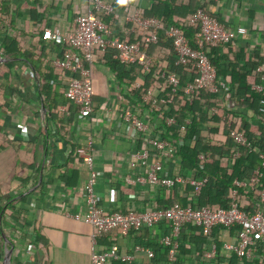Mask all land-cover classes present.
Listing matches in <instances>:
<instances>
[{"label": "crops", "instance_id": "crops-1", "mask_svg": "<svg viewBox=\"0 0 264 264\" xmlns=\"http://www.w3.org/2000/svg\"><path fill=\"white\" fill-rule=\"evenodd\" d=\"M105 2L115 4L117 12L111 16L116 23L111 19L108 22L123 38H129L125 34L130 26L126 16L136 10L145 12L154 3L153 0ZM0 3V196L11 199L13 209L22 212V227L8 216L2 221L0 264H92L94 229L83 219L86 212L84 186L90 172L78 150L87 149L93 154L95 169L101 173L95 190L106 212L154 208L163 197L150 186L125 183L127 177L145 176L147 172V165L139 162L140 165L133 167L130 164L131 154L145 147L140 134H128L123 119L126 107L135 106L128 98L132 88L121 83L108 66L98 61L93 67L96 74L92 120L80 119L78 108L66 97V102L59 105L63 115L53 120L45 105L46 86H49L48 94L63 95L67 80L52 66L51 60L60 58L62 49L56 45L60 41L49 39L48 31L66 34L74 30L76 18L87 11L88 2L3 0ZM174 4L187 8L189 16L206 6L226 28L246 29V33L237 38L234 48L239 52L250 47L264 59V0H174ZM4 43L16 44L19 52L9 51L12 47L4 48ZM231 48H216L225 63L235 62ZM170 57L176 60L166 47L158 48L154 54L155 59ZM29 58L40 63V74L44 79L47 77L46 85L38 81ZM134 67V72L132 67L125 68L132 72L136 87L137 83L145 82L146 76ZM227 78L229 81V73ZM260 78L263 83L262 73ZM71 144L77 148V156L69 164ZM165 165L175 173L179 171L171 163ZM1 220L0 215V223ZM156 230L160 229L153 231ZM150 233L151 230H146L128 238L116 232L106 234L98 239L97 251L118 244L123 252H131L135 243L150 242ZM10 250L13 253L7 263ZM138 261L146 260L140 257ZM247 262L264 264V251Z\"/></svg>", "mask_w": 264, "mask_h": 264}, {"label": "built area", "instance_id": "built-area-1", "mask_svg": "<svg viewBox=\"0 0 264 264\" xmlns=\"http://www.w3.org/2000/svg\"><path fill=\"white\" fill-rule=\"evenodd\" d=\"M3 0H0L2 2ZM217 1V0H214ZM88 9L77 16L74 30L61 34L58 31H48L49 39L70 44L74 50L54 62L67 80L66 99L78 108L79 118L92 120L95 113L94 84L92 70L97 62L96 51H106L109 47L117 50L115 58L125 67L136 66L146 76L154 66V57L150 56L152 44L160 41L163 32L172 44L176 64L189 67L192 75L185 84L186 99L193 102L195 95L201 90L225 96L230 87L225 80L218 77V70L209 58L206 48H218L236 42L237 38L246 33V29L231 30L221 24L210 13L198 9L187 20V26L197 29V48L193 47L186 37L185 31L178 26L164 27L163 23L154 18H147L144 12L136 10L126 16L129 28L126 33L129 38L115 36L113 30L107 26L103 18L115 15L117 8L114 3L105 0H87ZM132 39V40H130ZM262 68L260 72H262ZM158 78L164 79L172 93L183 89L181 77L176 72H170L167 64L157 70ZM264 79V78H263ZM140 88L142 84L135 85ZM254 89L262 93L260 117L264 120V82ZM162 90L149 91L139 103V107L129 105L123 111V119L127 123L129 135L140 134L145 147L131 154V166L142 163L147 165L146 175L129 176L125 183L130 186H150L162 195L176 186L191 184L194 187L193 196L198 198L208 182L206 177H198L194 171L187 172L182 168V157L179 148L184 145L180 136L178 142L166 137L167 130L159 127L165 123L171 127L176 123L173 117L164 114L168 105L172 103L171 94L168 98H160ZM150 104L153 113L146 109ZM68 115L69 113L63 108ZM152 116H151V115ZM229 117V124H232ZM237 121V120H236ZM189 122V121H188ZM230 137L239 148L249 147L253 152L248 135L245 131L231 130ZM257 152V149H256ZM262 160L261 167L245 179H236L234 189L230 195L228 208L211 209L175 203L166 209L150 208L130 209L108 213L101 206L100 198L95 187L101 173L95 169V160L91 151L78 150L83 162L89 169V177L84 186L86 212L85 222L94 229L92 264H109L121 262L123 264H229L228 258L237 255L241 261H251L264 251V154L258 152ZM202 153L200 159L204 160ZM242 156L240 149L233 150L228 159L235 162ZM151 160V162H149ZM171 163L179 171L173 172L165 165ZM259 193L256 194L258 189ZM248 193H251L249 195ZM190 226L200 228L207 241L201 245L200 252L193 251L186 255L180 249L185 246L184 236H192ZM162 227V228H160ZM159 231H153L155 229ZM218 231L215 232V230ZM151 230L150 242L135 243L131 252H123L118 244H112L102 251H97L98 239L106 234L116 232L124 238L143 231ZM230 234V235H229ZM232 234V236H231ZM158 254L161 257L157 261ZM145 258L141 263L138 258Z\"/></svg>", "mask_w": 264, "mask_h": 264}, {"label": "trees", "instance_id": "trees-1", "mask_svg": "<svg viewBox=\"0 0 264 264\" xmlns=\"http://www.w3.org/2000/svg\"><path fill=\"white\" fill-rule=\"evenodd\" d=\"M153 1L154 3L151 8L145 10V17L157 19L163 23L165 28L169 26L181 27L185 31L186 37L191 45L197 48L196 35L198 30L187 26L189 17L187 8L177 7L174 4V0ZM199 9L210 13L206 6ZM212 16L215 17L214 15ZM110 19L112 20V16L110 15H106L103 18L107 26L113 30L115 36H118L116 32L119 30L108 22ZM112 22L116 23L113 20ZM163 34L162 32L160 41L157 44L151 45L149 49L150 56L154 57L156 50L160 47H166L167 50L174 53L172 44ZM235 44L236 43L233 42L227 45L233 47L231 48V52L235 53V62L229 61L228 63H225L224 58L219 57L216 48H206L209 58L218 70L219 79H224L228 83V86L231 87L227 93V98L221 99V95L219 94L201 90L195 95L193 102L186 99L184 87L187 80L196 75V69H193L194 73L191 75L188 71L189 67L177 65L173 57H170V59L153 58L154 66L151 67V71L146 75L145 82L140 88H136L134 87L135 80L132 77V72H134L136 68L132 66V72L127 71L125 66L115 58L117 54L116 49L109 47L106 51H102L101 49L96 51L97 62L100 61L108 66L121 83L127 85L128 88H132L128 98L135 105L134 108L139 107V103L143 102L144 96L149 91H154L155 89L162 90L163 92H160L159 95L160 98L165 97L169 99L168 94H171L172 103L168 105L169 110H165L164 114L173 117L176 123L171 127H167L165 123H161V128H165V131L167 130L165 136L174 142H178L180 136L183 135L182 139L184 145L179 148V154L182 157V168L184 171H194L197 173L198 177L208 178V182L202 189L198 198H194V187L191 184H186L184 186L178 185L174 189L166 191L163 197L154 205V208L166 209L173 206L175 203H180L183 206L191 204L194 207H209L214 210L228 208L230 195L235 187L234 181L236 179H245L251 176L254 170L262 165V160L258 153L262 152L264 154V120L261 121L258 119L260 117L259 110L261 107L262 93L254 89V86L262 84L260 73H262L264 77V59L260 57L258 51L251 50L250 47L237 52L234 48ZM56 45L62 49L60 58L74 50L68 43L59 42ZM7 46L12 47V49H8L9 51H17L19 49L14 43H10V45L7 43L3 44L4 48ZM13 47L15 49H13ZM8 50L5 51L8 53ZM254 51V54H250ZM10 55L14 56L12 54ZM57 59L58 58H53L51 60L54 70L56 69L54 62ZM29 62L33 67V72H35L38 81L46 85L45 81H47V77L44 79V76L40 74V63L38 64L36 60L30 58ZM165 62H167L170 72H176L181 77L183 89L176 94L172 93L171 89L166 86L165 80L158 78L156 74L159 68H163ZM240 62H243L244 66H241ZM261 67L263 69L262 72H260ZM57 72V74L63 75L60 70H57ZM228 73L230 74L229 81L227 80ZM256 74L257 77H255ZM64 79L66 78L64 77ZM46 87L45 105L52 113L51 117L53 120H56L57 116L63 115L60 113L59 105L60 103L66 102L64 99L66 96L65 93L63 95H59V93L54 94V96L48 94L49 92L47 89H49V86ZM134 98H136L137 102ZM146 109H148L151 114L153 113L149 103H146ZM229 117L233 120H231V125L229 124ZM58 128L61 129L60 124ZM231 130L245 131L253 146V152L248 153L249 147L245 149L237 147L230 137ZM70 146L73 149L69 154V164L73 163L77 156V148H75L73 144ZM236 149L242 151V156L232 163L224 161V159H228L232 151ZM202 153L206 154L204 160L200 159ZM260 189L261 188L258 189L256 194L259 193ZM248 194L251 195V193ZM0 215L2 216L0 235L2 231L4 232L2 221L4 219L6 220V216L16 221V225L22 227V225H20V216L22 212H16V210L13 209L11 199L5 200L4 197L0 196ZM190 229L193 234L192 236L185 234V246H182L180 249L181 253L186 255L196 250L200 252L201 245L207 241V238L202 235L200 228L190 226ZM216 231H218V229H216L215 232ZM160 260L161 257L158 254L157 261ZM228 260L229 264H248L246 260L241 261L235 254L231 255Z\"/></svg>", "mask_w": 264, "mask_h": 264}, {"label": "water", "instance_id": "water-1", "mask_svg": "<svg viewBox=\"0 0 264 264\" xmlns=\"http://www.w3.org/2000/svg\"><path fill=\"white\" fill-rule=\"evenodd\" d=\"M13 253V250H10L9 252H8V254H7V260H6V262L7 263H9V258H10V256H11V254Z\"/></svg>", "mask_w": 264, "mask_h": 264}, {"label": "rangeland", "instance_id": "rangeland-1", "mask_svg": "<svg viewBox=\"0 0 264 264\" xmlns=\"http://www.w3.org/2000/svg\"><path fill=\"white\" fill-rule=\"evenodd\" d=\"M95 70H92V79L94 80V78H95Z\"/></svg>", "mask_w": 264, "mask_h": 264}]
</instances>
